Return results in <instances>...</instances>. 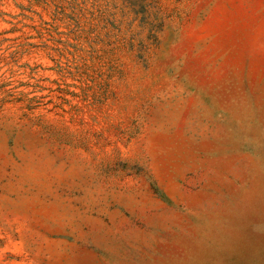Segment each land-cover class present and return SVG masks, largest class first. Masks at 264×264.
Here are the masks:
<instances>
[{
  "label": "rangeland",
  "instance_id": "1",
  "mask_svg": "<svg viewBox=\"0 0 264 264\" xmlns=\"http://www.w3.org/2000/svg\"><path fill=\"white\" fill-rule=\"evenodd\" d=\"M0 264H264V0H0Z\"/></svg>",
  "mask_w": 264,
  "mask_h": 264
}]
</instances>
